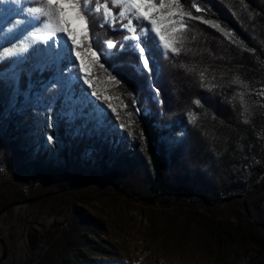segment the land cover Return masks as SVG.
Masks as SVG:
<instances>
[{
  "label": "trees",
  "instance_id": "trees-1",
  "mask_svg": "<svg viewBox=\"0 0 264 264\" xmlns=\"http://www.w3.org/2000/svg\"><path fill=\"white\" fill-rule=\"evenodd\" d=\"M107 2L118 15L119 9L111 0ZM97 3L102 4L103 0H89L88 6L94 8ZM191 5L204 9L200 13L219 28L185 18V40L179 54L162 59L154 50L162 70L151 80L147 74L137 75L134 66L138 58L130 49L116 57V62L123 65L119 75L111 68L105 73L94 67L98 91L131 113L143 135L148 157L137 145L129 157L113 153L110 144L105 143L115 127V119L108 112L88 116L90 112L85 109L74 122L63 117L60 112L71 96L89 98L73 82V88L65 89L55 98L54 93L60 92L58 86L46 94L54 119L60 117L55 136L66 146L63 164L27 161L35 145L15 136L21 130L33 128L37 114L23 117L8 114L14 104L22 101L29 86L40 88L50 84L53 73L35 71L28 75L24 69L17 81L0 76V128L4 126L7 130L5 149L9 163L35 184L48 183L61 189L114 185L131 189L137 195L135 182L141 181L146 173L150 195L174 198L177 203H199L207 209L235 196L260 192L264 177V0H188L185 10L195 15L197 11ZM29 6L38 3L25 0L24 8ZM0 13L3 21L12 25L25 16L16 15V11L5 6ZM102 19V10L89 18L94 48L97 44L103 46L107 39H123L121 33L110 31L107 24L102 26ZM22 27L7 36L5 45L20 41ZM67 51L65 48L64 53ZM12 64L7 59L0 64V75H5ZM60 67L64 72L73 69L67 61L61 62ZM150 85L160 89L162 104L152 99ZM136 108L142 111L137 113ZM39 143L43 147L44 141L40 139ZM87 150L97 151L95 170L90 169V164L88 167V163L83 164ZM130 178L133 184L127 185ZM81 220L74 221L71 230L61 237L56 254L43 258L41 264L79 263L78 257L72 260L71 255L82 245V237L77 234L84 224V219ZM204 227L206 236H200V241L213 255L232 249L237 242L261 243L260 236H238L237 230L229 225L220 229L210 221ZM30 241L37 250L35 236H30Z\"/></svg>",
  "mask_w": 264,
  "mask_h": 264
},
{
  "label": "rangeland",
  "instance_id": "rangeland-1",
  "mask_svg": "<svg viewBox=\"0 0 264 264\" xmlns=\"http://www.w3.org/2000/svg\"><path fill=\"white\" fill-rule=\"evenodd\" d=\"M20 13V5L11 2L0 3ZM0 13V58L10 56L9 48H24L33 44L31 34L23 35L18 43L5 45V40L13 28L2 19ZM203 23L210 21L200 12L192 15ZM74 30H79L75 21H70ZM135 22V21H134ZM215 24L214 22L207 24ZM116 26H120L117 22ZM217 28V27H216ZM219 28V27H218ZM30 53L34 52L29 47ZM17 59L4 75L17 81L21 72L26 69L27 74L35 72L37 65H44L47 60L42 55H28L26 59L19 57L25 53H17ZM6 60V59H5ZM78 63V62H77ZM95 69L91 91H96L100 97L88 99L71 96L60 112L65 118L74 122L84 110L102 115L110 113L115 119V127L111 129L105 143L110 144L113 153L131 156L134 146H140L142 154L148 157V150L144 144L143 135L124 106L98 91L95 82ZM76 74L75 69L64 72L70 81ZM49 85V84H46ZM53 87L41 85L37 88L29 86L23 94L22 101L14 104L8 116L23 117L29 113L37 114L33 125L21 130L15 137L28 144L35 145L29 160H45L56 166L63 164V151L66 146L56 136L58 141L52 145L45 142L47 130L44 121L48 115L53 116L52 108L46 99V94ZM111 104L116 110L102 111L98 105ZM255 109V108H254ZM118 117V119L116 118ZM119 125H124L120 128ZM58 130L56 123L55 134ZM6 128H0V264H41L47 256L56 254L61 237L71 230L75 220L84 219L81 230L77 232L82 237V245L71 255L72 260L78 257V264H264V177L260 192L253 195L240 196L231 202L207 209L199 203L178 202L174 198L150 195L147 189L148 180L145 173L138 184L139 194L131 189H123L126 194L111 185H86L85 187L63 192L57 186L48 183L35 184L21 169H15L7 159ZM130 133L131 135H127ZM116 138V139H114ZM43 140V147L39 141ZM171 137V140H174ZM30 146V145H29ZM97 151L87 150L83 164H90V169L97 166ZM145 179V180H144ZM127 185L133 184L130 182ZM135 181V180H134ZM77 186V185H75ZM57 195L26 203L27 200L41 198L52 193ZM151 199V201H148ZM245 208H248L246 211ZM77 216V217H76ZM83 221V220H81ZM214 221L221 228L229 225L238 232V236H260L261 243L247 244L237 242L232 249L213 255L200 241V236H206L204 224ZM252 224H254L252 226ZM30 236H35L38 249L34 250Z\"/></svg>",
  "mask_w": 264,
  "mask_h": 264
},
{
  "label": "snow or ice",
  "instance_id": "snow-or-ice-1",
  "mask_svg": "<svg viewBox=\"0 0 264 264\" xmlns=\"http://www.w3.org/2000/svg\"><path fill=\"white\" fill-rule=\"evenodd\" d=\"M5 2L20 5V11L25 13L24 19L16 20L13 28L8 29V32L11 33L18 26H23L22 34H31L34 40L31 46L9 48L10 56L0 58V64H3L5 59L15 62L17 53H25V56L19 57L20 60L26 59L28 55H42L47 63L37 65L35 71L41 74L44 71L53 73L50 84L45 85V90L49 86L53 88L58 86L60 92L54 93V98L65 89L73 88V82H75V86L81 92L99 101L100 97L96 91L89 93L93 82L92 69L95 67L107 73L111 68L119 75V69L123 65L116 62V57L128 49L138 58L134 66L137 75L147 74L148 79L151 80L153 75H158L162 70L160 59L154 54V50L162 59L170 55H178L185 40L187 27L185 18L199 19L192 17L191 12L185 10L184 5L188 0H111L112 4L119 9L118 15L109 7L107 0H103L102 4L97 3L94 8L88 6L89 0H36L38 6H29L26 9L24 8L25 0H0V3ZM191 6L195 7L197 12L204 11L197 5ZM101 10L103 11L102 26L107 24L110 31L121 33L123 39L121 41L107 39L103 42V46L97 44L94 48L89 18L100 13ZM70 21L77 22L79 30H74ZM117 22L120 23L119 27L116 26ZM203 23L212 22L203 21ZM212 26L219 27L216 24ZM118 43L119 47H117ZM29 47H32L34 52L30 53ZM65 48L68 50L67 54L64 53ZM113 49L115 51H112ZM73 56L74 59H72ZM63 61L71 64L76 71L71 81L64 76L65 69L60 67ZM105 65H108V68ZM110 78L116 81L115 76ZM40 83L43 82L40 81ZM84 85L87 87H83ZM149 87L152 99L162 104L163 101L159 99L160 89L151 85ZM108 99V96L104 97L105 101ZM98 107L104 112L108 109H111L112 113L116 111L111 104H107V107L100 104ZM141 111V108H136L137 113ZM58 122L60 117L56 116L54 119L52 115H48L44 121L45 128L49 130L45 134V142L49 146L58 142L55 140ZM119 127L123 128L124 125Z\"/></svg>",
  "mask_w": 264,
  "mask_h": 264
},
{
  "label": "water",
  "instance_id": "water-1",
  "mask_svg": "<svg viewBox=\"0 0 264 264\" xmlns=\"http://www.w3.org/2000/svg\"><path fill=\"white\" fill-rule=\"evenodd\" d=\"M85 186H86V185L72 186V187H70V188L64 190L63 192L70 191V190H74V189H79V188H82V187H85ZM111 186H112L113 188L119 190L121 193L126 194V193H125L123 190H121L120 188H118V187H116V186H114V185H111ZM58 193H62V192L52 193V194L46 195V196L41 197V198H34V199H31V200H27L26 203L36 202V201H39V200H41V199H44V198H48V197H51V196L57 195ZM126 195H127V194H126ZM236 199H241V200H243V197L235 196V197H233V198H231V199H228V200L226 201V203H227V202L234 201V200H236Z\"/></svg>",
  "mask_w": 264,
  "mask_h": 264
}]
</instances>
